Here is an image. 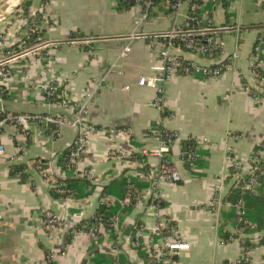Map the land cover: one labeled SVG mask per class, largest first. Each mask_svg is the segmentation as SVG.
<instances>
[{
  "label": "crops",
  "instance_id": "1",
  "mask_svg": "<svg viewBox=\"0 0 264 264\" xmlns=\"http://www.w3.org/2000/svg\"><path fill=\"white\" fill-rule=\"evenodd\" d=\"M26 1L30 4L25 10L20 5ZM249 1L208 0L200 8V16L209 17L214 25L234 27L219 33L218 40L225 53L209 57L177 48L174 52L209 65L223 61L226 54L234 51L237 57L229 61L231 68L218 79L208 80L194 74L176 75L167 81L165 117V113L162 115L150 105L153 88L137 82L139 76L150 74L151 66L158 62L147 43L134 40L130 51L119 57L126 43L124 37L133 28L137 9L118 11L114 0H0V34H4L0 49L12 47L28 28L34 27L41 33L40 42L49 43L8 63L12 74L4 79L6 111L60 113L70 117L74 103L80 101L85 119L95 126L129 130L128 136L92 134L78 157L77 166L90 173L95 188L89 196L70 197L64 204L53 195L51 179L44 173L43 165L58 168L52 178H70L72 173L61 171L57 160L74 141L77 130L64 125L56 137L50 127L32 123L24 137L13 126L2 127L0 264H48L47 251L60 247L62 252L54 257L56 264H94L108 254L121 255V264H144L131 240L136 224L142 226V241L148 244L160 241L154 233L155 227L176 228L189 244L188 249L177 252L176 264H234L245 251L247 259L243 264H264V244L259 243L264 229L244 233L248 239L246 247L239 239L242 233L228 217L233 207L228 200L232 187L227 176L226 154L234 152L246 170L250 152L264 138V98L256 101L244 90L251 80L248 55L256 36L264 33V3ZM180 12L183 16L187 6H182ZM182 16L178 21H182ZM25 17H32L33 23L27 24ZM172 23L169 11L157 3L142 22L141 30L162 31ZM83 38L93 41L67 42ZM52 84L61 89L63 100L70 104L68 107L46 102L43 92ZM87 91H92V97L81 99ZM156 118L180 138L173 144L169 158L181 176L177 182L156 180L157 159L153 156L145 158L149 169L144 175L142 169L132 167L124 157L108 154L111 149L131 153L155 147L157 141L148 126ZM193 136L207 139L198 150L195 172L188 170L181 157L182 141ZM17 143L25 144L21 153L16 152ZM17 164L25 167V179L11 172ZM125 175L136 179L142 190L137 203L117 225L115 242L104 226L98 228L97 234L92 230L76 231L63 246L49 242L41 222L45 210L65 213L62 231H67L91 218L101 204L103 187ZM218 181L223 184L221 205L218 211H213L207 203ZM152 198L163 202L157 211L150 208ZM223 223L224 230L230 233L226 241L219 235Z\"/></svg>",
  "mask_w": 264,
  "mask_h": 264
},
{
  "label": "built area",
  "instance_id": "2",
  "mask_svg": "<svg viewBox=\"0 0 264 264\" xmlns=\"http://www.w3.org/2000/svg\"><path fill=\"white\" fill-rule=\"evenodd\" d=\"M117 0H114L116 3ZM130 3V8L137 9V14L134 17L132 30L124 37L126 43L123 45L119 52V57H124L131 49V42L137 39L145 41L152 55L156 56L158 62L151 66L152 72L147 75H141L138 77L137 82L139 85L149 86L154 90V96L150 101V105L157 109L162 115L165 113L164 109V85L172 77L176 75H194L201 74L208 80L220 78L226 71L231 68L229 61L235 60L237 57L236 52H231L226 54L225 59L216 63L215 65L209 64H199L196 61L186 58L182 55L174 52V49H181L190 52L195 55L209 56L212 57L217 53H225L223 50V45L218 40L219 33L224 31H230L234 29L231 25H214L209 17H201L199 10L202 6L206 4L208 0H121ZM257 2H262V0H257ZM157 3H161L165 9L170 13L173 19L172 25L162 31H144L141 30V25L144 20L148 17L150 9ZM187 6V12L182 16L180 9L182 6ZM23 11V10H21ZM19 11V14L23 13ZM182 16V21H178V18ZM24 17V16H23ZM33 17V16H32ZM32 17H25L26 23H33ZM35 20V18H34ZM38 31L36 28H28L27 33L24 37L31 34H36ZM4 34H0V40L3 39ZM23 37V38H24ZM41 37L38 35L35 38L34 44L30 41L21 40L16 43L17 49H0V130L5 125H10L16 128L24 137L27 136L29 126L32 123L43 124L44 126H52V133L54 136L58 137L60 134V129L62 126L67 125L74 127L77 130V135L74 141L68 146L71 147L70 154L68 156V161L72 164L74 168L75 176L91 178L90 173L87 170L78 169L77 162L78 157L82 151L89 144L90 137L94 133H103L108 136H128L129 130L127 128H108L104 129L95 126L83 115V107L79 102H75L73 105V112H71L70 117H66L60 113H18L12 114L6 111L3 101L6 95V89L4 86V79L12 74L10 63L16 57L25 54L26 51L35 50L41 47V45H47L48 42H40ZM93 38H83V39H69L68 43H90ZM264 45V33H260L256 36L251 51L248 55L247 61L249 65L251 80L249 84L244 85V90L248 92L252 98L256 101L264 98V58L262 57ZM44 98L47 103L54 105H66L68 107L70 104L64 100H61L57 96L56 85H49L43 92ZM92 91H87L84 93L81 99L89 100L92 97ZM80 99V100H81ZM67 103V104H66ZM166 117V113L164 115ZM148 131L155 137L157 145L153 148H140L131 153L120 152L118 150L111 149L108 154L111 156L124 157L128 163L138 169H142L146 163L145 158L153 156L157 159V164L155 165L156 180L177 182L181 179L178 170L170 162V153L173 144L178 141L179 135L177 132L168 130L161 125L159 118L153 120L149 126ZM186 140L190 141L182 153L181 157L185 162L187 168L191 172L197 171V159L198 150L204 146L207 139L204 137H189ZM255 146L259 148H253L250 152L248 167L245 170L237 155L234 152H227L226 154V166L228 169L227 176H229L231 186L239 192V197L232 204V207L238 216L239 220H242L245 224L253 228L248 220L242 219L245 215L244 199L243 196L246 193H255L259 186L261 185L260 176H264V138L257 143ZM25 149L24 143L16 144V152L21 153ZM2 148L0 145V154ZM137 153L144 157L143 159H138L134 156ZM53 166V165H52ZM58 171L56 166L47 167L44 173L51 179V188L59 195V199L65 204L67 198L73 197L72 191L65 187L52 178V174ZM126 179V190L122 198L113 197L110 195H104L101 198L100 203L115 204L117 203L121 208L127 206L130 203V199L135 197V199L140 198L141 195L134 192V185L131 182L129 176L125 175ZM222 181H218L213 188V195L207 207L213 211H218L221 205V195ZM135 193V194H134ZM137 203V202H136ZM150 208L153 211L159 209L158 205L154 201V198L150 200ZM66 220L64 214H55L50 210H45L41 216V222L43 227L47 232L48 240L51 244H56L63 246V234L66 231H62V227ZM118 216L111 219V226L117 229ZM103 227L101 220L97 221V229ZM70 233L74 234L76 231H81V229L74 230L70 227ZM69 228V229H70ZM134 238L132 243L134 245H142L148 252L152 261H160L162 257L168 254H177L179 250H186L189 247L188 242L180 237L179 232L174 227L157 226L154 229V233L159 235V242L144 243L142 241L143 228L141 225L136 224L134 227ZM239 237L242 245L245 243V232H241ZM165 235V236H164ZM113 249H116L114 246ZM62 252V247L51 248L47 256V262H54V257ZM247 259L246 251L242 255L241 259L245 262ZM237 260L235 263H237ZM169 259L163 260V262H168ZM176 264V262H173ZM234 263V264H235ZM56 264V263H55ZM112 264H120L115 260Z\"/></svg>",
  "mask_w": 264,
  "mask_h": 264
},
{
  "label": "trees",
  "instance_id": "3",
  "mask_svg": "<svg viewBox=\"0 0 264 264\" xmlns=\"http://www.w3.org/2000/svg\"><path fill=\"white\" fill-rule=\"evenodd\" d=\"M264 3V0H262ZM30 2L26 1L24 4L20 5L22 6L25 10L28 8ZM116 9L118 11L126 10L130 8V3L126 1H121L117 0L116 3ZM41 35L40 32L36 34H31L27 37L22 38L24 41H34L35 38ZM15 48L17 49L16 45H13L9 49ZM264 94H261L263 96ZM57 96L61 100L62 94H61V89L57 88ZM51 129L53 128L52 126H49ZM190 144L189 140H183L182 145L183 149ZM254 148H259L257 146H254ZM71 147H67L59 156L57 160V164L59 165V168L61 171H68L69 173L71 172L70 178L66 179H60L56 178L58 182L61 184H64L66 188L70 189L72 191V196L75 198H84L92 194L95 185L92 183V178H86V177H79L75 176L74 174V168L72 167V164L69 163L68 161V156L70 154ZM134 156L138 159H143L141 155L135 153ZM261 165H264V162L261 163ZM25 167L22 164H17L11 168L12 173H19L20 177L22 179H25L26 174L23 173V170ZM149 169V165L147 163L144 164L142 167V172L147 174ZM126 176H121L120 178L112 181L111 183L105 185L102 189V194L104 195H114L117 198H122L125 194L126 190ZM131 179V178H130ZM261 179V185L257 189L255 193H246L243 196L244 199V207H245V215L243 216L242 219L248 220V222L253 225V228H250L249 225L245 224L242 220H239L238 216L236 215L235 211L233 208H231V211L228 215L230 217V220L234 223V225L238 228L240 232H245V233H253V232H258L262 231L264 229V176H260ZM131 182L134 185V192L136 194L141 195V190L142 186L140 183L132 178ZM232 187V186H231ZM52 189V188H51ZM53 195L56 197H59V195L54 192V190H51ZM134 193V194H135ZM239 197V192L232 187V190L230 192L228 200L233 204L237 198ZM154 201L158 205V207H161L163 205V202H161L159 199L154 198ZM137 199L135 197H132L130 199V203L125 206V207H120L117 203L115 204H106V203H101L98 208L96 209L94 215L87 219L83 220L77 225H75L72 229L75 231L78 229L84 230V231H90L92 230L95 234L98 233L97 229V221L100 219L102 222V225L104 226V230L107 232L108 236L115 242L117 239V229L113 228L111 226V219L115 216H118V225L120 224V221L122 220L124 214L128 213L131 211L132 207L136 204ZM224 223L220 225L219 227V235L222 240H227L230 237V233L224 230ZM70 229H68L64 234H63V241L62 244L65 245L66 243L70 242L72 239V235L70 233ZM165 236V235H164ZM134 238V229L131 233V240L133 241ZM245 245L247 247L248 239L245 238ZM259 243L264 244V236H262L259 240ZM117 248V244H114ZM135 249L137 250L138 255L142 258L144 264H173V262H176L177 254H168L162 257V260L160 261H152L151 257L149 256L148 252L145 250V248L140 244V245H134ZM48 253V251H47ZM169 259L168 262H163V260ZM115 260L118 262L123 263V258L121 255H110L108 254L107 257H101L100 259H97L94 261V264H112ZM244 262L242 260H239L235 264H243ZM48 264H55V262H49ZM224 264H230L225 262Z\"/></svg>",
  "mask_w": 264,
  "mask_h": 264
},
{
  "label": "rangeland",
  "instance_id": "4",
  "mask_svg": "<svg viewBox=\"0 0 264 264\" xmlns=\"http://www.w3.org/2000/svg\"><path fill=\"white\" fill-rule=\"evenodd\" d=\"M251 4H253L255 2V0H250L249 1ZM24 9V8H23ZM13 46V45H12ZM9 49V48H8Z\"/></svg>",
  "mask_w": 264,
  "mask_h": 264
},
{
  "label": "water",
  "instance_id": "5",
  "mask_svg": "<svg viewBox=\"0 0 264 264\" xmlns=\"http://www.w3.org/2000/svg\"><path fill=\"white\" fill-rule=\"evenodd\" d=\"M43 168H44V169H46V168H47L46 164H44V165H43Z\"/></svg>",
  "mask_w": 264,
  "mask_h": 264
}]
</instances>
